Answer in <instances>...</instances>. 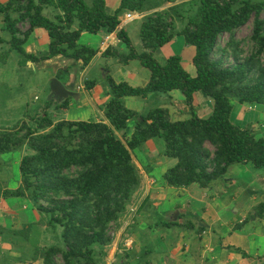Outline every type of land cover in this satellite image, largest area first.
<instances>
[{"label": "trees", "instance_id": "16d2710c", "mask_svg": "<svg viewBox=\"0 0 264 264\" xmlns=\"http://www.w3.org/2000/svg\"><path fill=\"white\" fill-rule=\"evenodd\" d=\"M149 3L150 0H121L119 7L110 13L106 0L91 3L0 0V13L2 28L10 34L11 49L17 50L25 61L61 54L87 65L97 49L78 43L82 32L96 33L101 29L112 32L124 12H149L161 6ZM192 3L196 4V10L181 29L177 28L176 20L186 17L179 4L144 15L140 29L142 51L135 48L124 29L118 36L129 52L110 48L104 51L123 63L138 59L151 72L145 86L117 82L107 75L111 96L104 105V114L108 123L54 121L46 112L30 116L33 124L25 119L15 128L0 129V155L24 146L29 150L20 161V185L4 187L0 180V198H28L43 214L47 227L56 232L62 228V244L35 247L33 259L41 258L43 264H60L58 257L62 264H103L104 248L113 240L110 225L126 212L141 184L132 151L151 138L163 139V154L177 159L163 175L169 186L181 188L197 183L209 187L237 163H251L264 171V136H256L251 128H243L231 119L234 101L264 104V0H193ZM47 4L60 8L63 14L55 19L47 17L43 13ZM252 18L250 39L254 50L243 57L235 32ZM76 21L78 28L71 30ZM21 23L28 24L25 31L20 29ZM36 27L46 29L50 37L48 51L39 57L27 53L23 46ZM226 33L230 40L220 56H216L219 38ZM178 35L195 48L192 60L195 75L184 67L180 54L169 56L163 63L154 55ZM3 41L0 37V42ZM226 54L232 57L231 63L227 64ZM94 84V80L86 83L88 88ZM174 89L183 93L190 106L191 116L187 119L172 120L166 107L152 108L138 118V113L124 102L126 96L144 97L151 92ZM197 92L213 101L212 112L207 117H201L195 109ZM67 105L65 100L59 106ZM131 119L136 120L135 129L124 141L116 131L125 129ZM255 211L247 219L262 216L264 203L256 205Z\"/></svg>", "mask_w": 264, "mask_h": 264}, {"label": "crops", "instance_id": "0c3cea01", "mask_svg": "<svg viewBox=\"0 0 264 264\" xmlns=\"http://www.w3.org/2000/svg\"><path fill=\"white\" fill-rule=\"evenodd\" d=\"M120 3L121 0H106V8L112 13ZM43 13L55 19L63 11L47 4L44 5ZM24 24L28 28V24ZM127 25L128 23H120L112 32L104 29L96 33L82 32L78 43L97 49L96 55L87 65H83L82 60L76 61L61 54L34 61L22 59L20 67L45 71L40 79L44 78L49 82L48 100L36 108V115L48 112L54 121L68 119L108 123L104 114V105L111 96L106 83L107 75H112L117 82L126 81L133 86H145L151 76L150 70L138 59L123 63L116 56L104 54L108 48L122 53L129 52L127 45L118 36L121 29L127 32L138 51L144 49L141 37L133 40L132 33L126 30ZM77 28L78 21L72 25L71 30ZM3 39L0 47L5 41L9 46V36ZM49 43L48 31L36 27L23 46L27 53L39 57L48 51ZM177 44L182 49L180 55L183 65H187L184 60L192 64L195 48L186 44L182 35L176 36L161 48H170L172 51V46ZM158 50L154 52L155 57ZM173 54L163 57L168 58ZM48 70L51 71L50 75ZM53 79H57L68 91L62 97L54 93ZM91 80L95 84L88 88L86 83ZM40 83L42 85L43 82L38 81V85ZM65 100L68 105L60 107ZM124 102L128 108L138 113V118L155 107L168 108L172 120L191 116L190 106L179 89L151 92L144 97L126 96ZM254 104L256 103L234 101L232 121L242 122L241 127H247L248 124L243 120L247 119L249 113L243 117L240 114L255 107ZM194 106L201 117H207L212 112L213 101L197 92ZM135 124L136 120L131 119L125 129L116 131L117 135L126 141L132 135ZM163 149L164 141L151 138L132 151L133 156L138 155L136 164L140 169L141 184L126 212L110 225L109 233L113 240L104 248L106 255L103 257V264H264V213L247 219L250 214L256 213V205L264 203V174L252 169L251 163H237L231 165L224 177L209 187L193 183L177 188L169 186L163 177L167 169L177 163V159L164 155ZM12 198L4 199L8 202ZM17 198L24 199H13ZM3 226L6 229L13 228L6 223ZM47 228L46 224L38 225V246L46 243L44 239ZM21 243V240L6 237L3 232L0 236V263L43 264V259H33V254L28 259L19 260L18 246Z\"/></svg>", "mask_w": 264, "mask_h": 264}, {"label": "rangeland", "instance_id": "374dc122", "mask_svg": "<svg viewBox=\"0 0 264 264\" xmlns=\"http://www.w3.org/2000/svg\"><path fill=\"white\" fill-rule=\"evenodd\" d=\"M150 0L149 5L160 3V7L151 10L147 13L167 9L173 4H179L180 11L184 13L185 20H176L177 28L181 29L187 17L193 14L196 10V4L192 3L193 0ZM127 12H124L122 18ZM143 19L136 18L132 21L127 22L126 30L130 32L133 40L140 39V29ZM126 23V24H127ZM3 15L0 13V37L7 38L10 34L8 31L3 30ZM19 27L23 30L27 28L24 23L19 24ZM253 18L244 26L237 29L235 32L236 41L240 42V48L242 49V56H248L254 50V43L251 41L250 36L252 34ZM230 40L229 34H223L219 38L218 51L216 56H220L222 49L226 47L227 42ZM179 47V48H178ZM193 47V46H192ZM194 48V47H193ZM172 52V53H171ZM182 54L180 45L172 46L170 48H161L156 54V58L160 62H164L167 57H163L166 54ZM167 56V55H166ZM227 64L233 61L232 57L226 54ZM22 56L20 53L11 49L10 45L4 44L0 47V129L2 128H15L17 125L22 124L21 121L28 120L30 124H33L30 116L36 115V108L43 105L48 100L47 91L49 82L44 78L40 79L42 73L45 71H38V68H29L27 66L20 67L22 62ZM189 60V58H186ZM138 62V60H136ZM186 69L192 75L196 74V67L193 62L185 61ZM50 75L51 71L48 70ZM39 82H43L42 85H38ZM47 84H46V82ZM12 84V87L9 85ZM45 83V86L43 85ZM7 88V89H6ZM247 104V103H246ZM250 105V104H249ZM255 107L246 109L240 114L243 117L246 113H249L246 120H243L248 124L247 127L255 133L256 136H264V104H254ZM189 116V115H187ZM185 116V118H187ZM25 120V121H26ZM239 123V121L237 122ZM236 123V124H237ZM245 125V124H244ZM243 128H246L245 126ZM160 139L163 142V139ZM208 147L213 150V146L208 144ZM29 152L24 146L19 150H13L11 152L3 153L0 155V180L4 187H17L21 183V174L19 169V162L22 159L23 153ZM136 163L138 155L133 156ZM137 165V164H136ZM138 166V165H137ZM139 168V167H138ZM252 169L257 170L264 174L263 169L256 168L252 165ZM140 171V169H139ZM15 198V197H13ZM9 199L5 202L3 197L0 198V236L4 232L6 237L21 240L18 249L20 250L19 260L28 259L33 254L35 247H38V225H45L43 223V214L36 208L34 203L28 199ZM21 202V203H19ZM6 223L8 227L6 229L3 224ZM3 229V231H2ZM61 227L58 228L57 232L52 231L49 227L47 228L44 241L46 242L44 247L50 245L59 244L61 245L60 232ZM21 231V233L19 232ZM58 262L62 264L61 257H58Z\"/></svg>", "mask_w": 264, "mask_h": 264}, {"label": "built area", "instance_id": "2783aa9c", "mask_svg": "<svg viewBox=\"0 0 264 264\" xmlns=\"http://www.w3.org/2000/svg\"><path fill=\"white\" fill-rule=\"evenodd\" d=\"M144 12L141 11H128L123 18H121L120 23L123 25L129 21H132L136 18H143L144 17Z\"/></svg>", "mask_w": 264, "mask_h": 264}, {"label": "water", "instance_id": "95a60500", "mask_svg": "<svg viewBox=\"0 0 264 264\" xmlns=\"http://www.w3.org/2000/svg\"><path fill=\"white\" fill-rule=\"evenodd\" d=\"M52 89H53L54 93L60 94L61 97L64 94H66V92H68L64 88V86L62 84H60V82L57 79H53V81H52Z\"/></svg>", "mask_w": 264, "mask_h": 264}]
</instances>
